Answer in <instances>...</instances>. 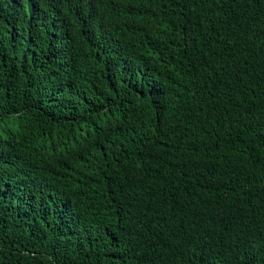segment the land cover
I'll use <instances>...</instances> for the list:
<instances>
[{"label": "trees", "instance_id": "obj_1", "mask_svg": "<svg viewBox=\"0 0 264 264\" xmlns=\"http://www.w3.org/2000/svg\"><path fill=\"white\" fill-rule=\"evenodd\" d=\"M0 264H264V0H0Z\"/></svg>", "mask_w": 264, "mask_h": 264}]
</instances>
